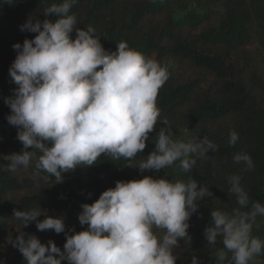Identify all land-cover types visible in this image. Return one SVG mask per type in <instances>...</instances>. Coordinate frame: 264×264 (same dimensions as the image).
<instances>
[{
	"label": "clouds",
	"instance_id": "obj_1",
	"mask_svg": "<svg viewBox=\"0 0 264 264\" xmlns=\"http://www.w3.org/2000/svg\"><path fill=\"white\" fill-rule=\"evenodd\" d=\"M74 3L62 0L47 7L45 17L52 14L55 20L29 16L19 26L36 35L12 45L17 54L9 76L18 87L5 98L10 109L6 119L17 128L23 145L19 153L4 156L7 170L27 169L35 160L34 175L46 173L42 178L54 177L55 183L77 165H93L102 154L130 160L142 152L160 116L158 91L168 79L166 66L126 41L108 52L95 29L76 27V16L69 14ZM173 136L170 127H161L154 150L135 167L159 172L179 161L183 172L189 173L196 164L194 156L205 157L217 147L207 137L183 141ZM238 138L232 131L228 143L235 145ZM233 159L247 170L254 167L246 152ZM229 183L240 207L231 213L212 210L204 236L209 244L222 237L216 264H224L225 250L232 253L233 264H250L264 254V239L252 235L257 216L264 217V205L255 202L251 211H241L249 203L248 193L239 176H231ZM211 195L207 186L198 187L191 177L186 182L152 176L118 180L93 203L81 205L78 221L88 227L79 232L69 229L71 235L65 232L63 216H50L38 206L13 211L23 227L35 222L39 231L65 233L63 251L52 240L44 244L34 235L25 238L22 231L15 238L7 236L6 243L22 254L26 264H175L174 249L180 240L190 239L187 229L198 210L197 201ZM40 216L44 218L39 220ZM154 228L163 229L164 235L158 237ZM0 264L5 261L0 259ZM191 264H198L197 257Z\"/></svg>",
	"mask_w": 264,
	"mask_h": 264
},
{
	"label": "trees",
	"instance_id": "obj_2",
	"mask_svg": "<svg viewBox=\"0 0 264 264\" xmlns=\"http://www.w3.org/2000/svg\"><path fill=\"white\" fill-rule=\"evenodd\" d=\"M54 3L62 0H13L11 4L0 0V259L5 264H26L22 254L6 243L7 236L15 238L19 231L44 244L52 240L63 251L65 233L39 231L35 222L23 227L13 217L14 210L38 206L50 216H63L65 232L71 235L69 229L79 232L88 227L78 221L82 204L93 203L118 180L152 176L173 182L191 177L198 187L209 188L212 195L197 201L198 210L190 217V239L180 240L174 255L175 264H191L193 256L198 264H216L214 255L223 248L222 237L209 244L204 230L211 223L212 210L231 213L240 207L229 178L239 176L248 193L249 203L241 211H251L255 202L264 205V0H75L69 14L76 16V27L95 29L108 52L126 41L166 66L168 79L158 91L160 116L142 152L130 160L102 154L93 165L80 164L63 173L60 183L54 177L45 181L43 172L35 176V160L13 173L4 159L23 148L17 128L6 119L10 109L5 98L18 87L9 76L17 54L12 45H22L25 38L36 35L20 30L29 16L55 20L52 14L44 15ZM161 127H170L178 140L207 137L216 150H209L205 157L194 156L196 164L189 173L183 172L179 161L159 172H141L135 166L154 150ZM232 131L239 137L235 145L228 143ZM241 151L250 155L252 170L233 159ZM153 231L158 237L164 235L163 229ZM252 235L264 239V217L257 216ZM225 251L224 264H233L232 253ZM250 264H264V254Z\"/></svg>",
	"mask_w": 264,
	"mask_h": 264
}]
</instances>
